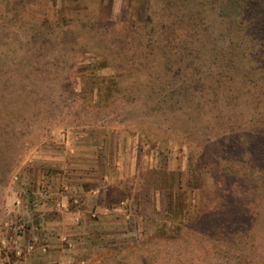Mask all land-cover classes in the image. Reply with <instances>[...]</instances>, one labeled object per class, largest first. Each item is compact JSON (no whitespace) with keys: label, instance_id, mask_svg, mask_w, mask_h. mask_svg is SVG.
Here are the masks:
<instances>
[{"label":"rangeland","instance_id":"obj_1","mask_svg":"<svg viewBox=\"0 0 264 264\" xmlns=\"http://www.w3.org/2000/svg\"><path fill=\"white\" fill-rule=\"evenodd\" d=\"M146 1H105L100 26L112 25L114 37L116 31L130 33L132 21L160 20L167 0ZM190 3L201 6L192 14L194 22L225 24L215 40L235 37L232 27L238 23L252 39L263 37L264 0ZM220 3L232 4L224 10ZM253 54L264 61L261 47ZM97 59L86 56L73 67L74 85L67 76L42 86L54 93L41 100L13 93L15 79L0 60V264H90L100 253L102 264L124 256L120 264H142L138 257L146 247L154 253L162 249L153 253L160 264H186L191 248L176 233L188 224L227 239L231 243L225 246L245 251L249 264H264V116L251 106L244 114L231 108L240 113H220L209 134L195 128L186 132V122L170 128V116L160 108L149 110L155 101L145 104L131 84L114 89L115 71L96 64ZM123 149V168L91 165L98 157L118 159ZM228 151L249 153L248 180L242 175L229 180L218 172V158ZM102 183L95 196L89 193L90 186Z\"/></svg>","mask_w":264,"mask_h":264},{"label":"trees","instance_id":"obj_2","mask_svg":"<svg viewBox=\"0 0 264 264\" xmlns=\"http://www.w3.org/2000/svg\"><path fill=\"white\" fill-rule=\"evenodd\" d=\"M105 1L0 0V60L8 66L11 80L15 79L11 81L12 92L20 90L19 94L37 100L52 99V89L42 86L49 87L67 76L69 84L74 85L73 67L86 56H94L98 58L96 64L115 71L114 89L121 91L124 82L131 84L133 90L142 94L145 104L155 101L149 110L160 108V114L170 116V128L186 122V132L195 128L209 134L210 127L218 126L217 117L230 116L231 112L244 114L243 109L249 106L264 116V61L253 54L257 47L264 49V25L261 39H252L243 30L244 24L238 23V28L232 27V35L236 36L220 42L221 39L215 40L218 27L225 24L193 21V12L200 13L199 3L167 0L159 9L160 20L151 18L146 24L132 21L130 33L115 30L118 33L113 37L112 25L100 26L99 14ZM154 1L146 2L154 5ZM67 2L70 4L57 8L58 3ZM231 4L220 3V7L226 10ZM53 15L57 16L53 19ZM23 36L26 43L19 45ZM12 65L17 69L11 70ZM183 141L194 148L188 138ZM244 154L246 157L233 156L228 151L225 157L218 158V172L223 178L231 180L242 175L248 180L251 158L247 151ZM230 192L229 189L228 195H233ZM223 196L220 198L229 202L230 196ZM179 226L176 236L191 248L186 264H249L250 256L242 249L227 248V243H231L227 239L212 237L209 231L189 224ZM239 233L246 239L251 236L243 230ZM144 243L149 246L148 240ZM141 249L138 258L142 264H160L153 250ZM161 252L158 249L154 254ZM102 255L90 264H102L98 260ZM125 258H116L115 264Z\"/></svg>","mask_w":264,"mask_h":264},{"label":"crops","instance_id":"obj_3","mask_svg":"<svg viewBox=\"0 0 264 264\" xmlns=\"http://www.w3.org/2000/svg\"><path fill=\"white\" fill-rule=\"evenodd\" d=\"M125 153H127V151H124V149H123V150H121L119 152V158L118 159H112V161H110V160L107 161L106 160L107 162L106 161L105 162H101L100 161L101 159L98 157L95 161H93V164H91V165H93L94 167H102V168H104L106 170H107V168H109V169H115L117 167L118 168L119 167L123 168L124 167ZM115 164H119V165H115ZM102 174L105 175L104 172ZM63 177H64L63 179L65 180V175ZM89 178H91L90 180H94L96 178V175H94L93 177H89ZM103 184H105V183H102L100 185V187L93 184L89 188V193L91 195L93 194V196H95V194L100 190V188L102 187ZM45 195H47V193H45ZM99 196H100V198H99ZM98 198L100 199V201L103 199V197L101 195H98L97 199ZM107 208H109V207H107Z\"/></svg>","mask_w":264,"mask_h":264}]
</instances>
